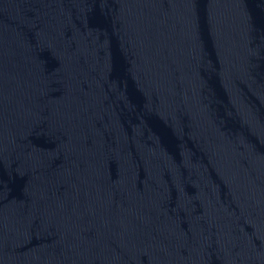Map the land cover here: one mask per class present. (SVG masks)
<instances>
[{
  "label": "water",
  "instance_id": "obj_1",
  "mask_svg": "<svg viewBox=\"0 0 264 264\" xmlns=\"http://www.w3.org/2000/svg\"><path fill=\"white\" fill-rule=\"evenodd\" d=\"M0 264H264V0H0Z\"/></svg>",
  "mask_w": 264,
  "mask_h": 264
}]
</instances>
